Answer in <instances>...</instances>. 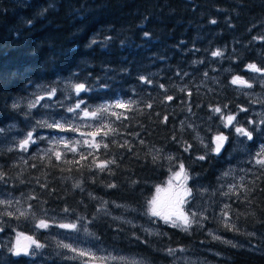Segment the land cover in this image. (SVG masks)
Here are the masks:
<instances>
[{
    "label": "trees",
    "instance_id": "trees-1",
    "mask_svg": "<svg viewBox=\"0 0 264 264\" xmlns=\"http://www.w3.org/2000/svg\"><path fill=\"white\" fill-rule=\"evenodd\" d=\"M49 4L54 6L39 15ZM213 19L215 24L210 23ZM145 32L150 36L146 38ZM261 36L264 0H0V171L6 173L0 181V200L11 197L19 206L18 212L12 205H0V264H139L138 260L150 264H264V169L254 159L260 143L264 145V125L248 140L224 128L209 111L210 105L227 104L225 111L238 114L239 125L249 130L253 128L249 120L257 125L264 120V108L260 114L252 113V107L264 98V74L247 68L250 63L264 68V41L254 39ZM217 49L223 51L222 57L211 56ZM140 76L153 83H141ZM234 76L252 87L236 88L231 84ZM77 83L90 90L77 97L72 88ZM52 88L57 91L49 100L46 93ZM169 95L172 101L165 99ZM36 96L45 99L29 109ZM116 98L132 102L131 110H109L122 113L120 119L105 113L103 121L72 120L71 113L57 106L60 101L69 106L83 99L82 108L91 110ZM165 115L168 121L161 123ZM61 117L85 133L101 123L116 129L105 138L109 148L99 150L101 159H116L110 165L114 175L78 169L57 162L54 156L48 163L46 150L63 151L62 145L51 143L52 138L84 139L79 133L37 126V121ZM33 128L36 143L27 151L18 150L19 140ZM220 132L228 140L217 154L213 137ZM124 140L130 142L131 152L117 146ZM185 142L191 145L188 151ZM157 149L161 150L159 158L153 162ZM66 159H73V154L67 152ZM180 163L194 193L190 209L201 208L208 217L202 228L193 226L188 232L162 220L154 223L155 218L146 215L154 187L171 178ZM232 168L239 177L236 183L229 182ZM77 181L83 191L73 189ZM109 183L117 187H106ZM232 185L234 192L223 195ZM89 193L98 199H91ZM30 195L37 199H28ZM103 201L108 202L107 215L96 211ZM225 204L231 206L228 227L221 216ZM65 207L71 211L64 213ZM9 211L12 216L6 214ZM22 211L25 215H20ZM45 211L57 223L86 217L88 231L81 228V233L128 257L100 260L59 247L66 242L57 227L35 226ZM19 233L44 247L30 248L36 256H13L9 249ZM169 248L184 251L168 255ZM187 254L200 261L185 262L182 257Z\"/></svg>",
    "mask_w": 264,
    "mask_h": 264
},
{
    "label": "snow or ice",
    "instance_id": "snow-or-ice-1",
    "mask_svg": "<svg viewBox=\"0 0 264 264\" xmlns=\"http://www.w3.org/2000/svg\"><path fill=\"white\" fill-rule=\"evenodd\" d=\"M53 6H54L53 4H49L47 8H45L39 13V15H44V13L48 10V8H51ZM216 22L217 21L214 19L210 21V23L212 24H215ZM28 23L30 24L31 21H28ZM144 36L147 38L150 36V34L145 32ZM254 39H259V40L264 41V36L254 37ZM92 43H96V41L93 40ZM223 55L224 53L220 49H217L211 52L212 57H222ZM247 68L253 72L264 73V68L258 67L255 63L248 64ZM177 75H180V73L178 72ZM184 75H187V73H185ZM205 76H207V73H205ZM139 80L141 83H145L149 85L153 83V81L146 76H140ZM231 84L240 85V86L249 87V88L252 87L251 84L247 83V81L243 80L239 76H234L231 80ZM72 88L75 91V94L77 97H79L82 92H88L90 90L88 87H86L84 83L74 84L72 85ZM160 88L164 89V85L161 84ZM56 91L57 90L55 88H52L51 90L47 91L46 93L47 99L51 100L52 97L56 95ZM181 91H185V89H181ZM187 95L190 97L191 92H188ZM44 99H45V96H36L35 100H33L32 102L28 104V108L32 109V108L37 107V105L40 104V101ZM165 99L167 101H172L173 97L169 95V96H166ZM85 103L86 102L83 99H79L73 105L65 106L64 102L60 101L57 104V106L61 108H65L66 112L71 113L72 120L79 118V119H93L97 121H103L104 114L109 113V110L112 107H119V108H125L128 110H131V104H132L131 101L123 102V101L117 100L114 103V105L112 104L99 105L95 109L90 110L87 106L82 108V105H85ZM48 106L51 107V105H48ZM13 107L15 108L17 107V105H13ZM41 107H44V105H41ZM147 107L151 108L152 105L148 104ZM226 109H228L227 104H224L222 106L221 105H215V106L210 105L209 106V111L213 115L218 116L221 123L223 124V127L229 128V129L234 128L237 136H243V137H246L248 140H253V132L259 131L260 125H264V120H261L259 122V125H257L256 122L249 120L247 123L249 125H253V128L249 130L248 128L244 126L239 125L236 119V114H233L231 112H226L225 111ZM188 111L191 112V106H189ZM240 111L244 112V111H247V109L240 108ZM109 114L112 116H115L117 119H120L121 116L123 115L122 113H116V112H110ZM124 119H127V117L125 116ZM72 120L65 118V117H61L60 120H52L51 122H48L47 120L37 121V126L39 127H47L49 129H56L60 132L79 133L80 137L84 138L82 142L81 140H76L75 142H73L70 138H66L64 136L52 138L51 143L55 145H62L63 151L58 150L56 148H49L48 150H46L45 155L48 156V163L49 164L52 163V157L54 156L57 162L74 165V166H77L78 169L88 168L90 172L93 171V169H98L99 172L107 171L110 175H114V172L112 171V168L110 167V165H115L117 163L116 159L115 158L101 159L100 158L101 154L99 150L101 149V147H103L105 150L109 148V143L105 142V138L110 135H113L116 132V129L113 128L110 123H101L99 127H96L95 131L85 133V132L80 131V128L76 126L72 122ZM167 121H168V116L165 115L161 123H167ZM184 123H185L184 121H181L182 126L184 125ZM88 127H93V126L89 125ZM188 127L191 128L193 127V125L189 124ZM0 131H3V130L0 129ZM34 131H35V128H33V130L31 131H28L26 136L23 139L19 140L18 144L16 145L18 150L27 151L28 146L30 144L36 143V140L33 138ZM139 135H140L139 133L134 134V136L136 137H139ZM87 137H91V139H88ZM97 137H100V139L97 140ZM40 138L43 139V137H40ZM172 139L176 140V136L173 135ZM213 140L216 145L214 151L217 154H219L225 142L228 140V136L225 135L223 132H220L214 135ZM111 143L115 144L116 141H111ZM140 143L144 144L145 142L144 140L141 139ZM117 146L121 148H126L129 152L132 151L131 144L128 140H124L122 144H117ZM81 148H87L90 150L85 152V151H81L80 150ZM190 148H191V145L185 142L184 150L188 151ZM9 150L11 151L12 149H9ZM160 151L161 150L157 149L156 154L152 156L153 162H155L159 158ZM67 152H71L73 154V159L71 160L66 159ZM49 153L51 155H49ZM77 156L79 157L78 159L76 158ZM90 157H91V161L89 163ZM41 159H43V157H41ZM167 159L171 161L173 160V157L168 156ZM197 159L204 160L205 156H199L197 157ZM254 159H255V164L258 165L261 169H264V145L261 146L260 150L256 153V156ZM35 166L36 165L34 164L32 165V167H35ZM54 166H57V165H54ZM64 170L65 169L63 168L61 169V171H64ZM67 170L71 171L70 168ZM224 175H228V173H225ZM5 176H6V173H4L3 171H0V181H3ZM174 176L181 178V184L178 190L169 191L164 198H161L159 196V193L162 191V189L157 187L156 191L158 195L154 196L151 200L148 201L146 215H148L149 217L155 218L153 220L154 223L157 220H162L165 224L169 225L170 227L180 228L181 230L185 232H188L193 226H199L202 228L203 227L202 221L208 219V217L204 215L203 212H196V211L177 212L175 211L176 205H180L182 207L184 204L189 203L190 200L194 199L193 190L191 188H188L186 184L184 183L189 179V177H188V174L185 170V166L183 163H180L179 171L174 172ZM37 180L39 182L38 178ZM94 182L95 180H93V183ZM132 183H135V181H133ZM40 187L46 189L48 188V185L40 184ZM72 187L73 189H80L81 191L84 190L82 188L80 181L75 182L72 185ZM106 187L116 188L117 185L114 183H109L106 185ZM235 188H236L235 185L229 186L228 193H223V195H228L229 193L234 192ZM89 196L91 199H98L97 197L93 196L91 193H89ZM28 199L35 200L37 199V196L30 195ZM107 203H108L107 201H103L100 207L96 209L97 213L103 212L105 215H107L108 214L106 210ZM0 205L11 206L12 201L11 200H0ZM28 207L31 208L32 206L29 205ZM117 207H119V205H117ZM230 207H231L230 205L225 204L224 208L221 209V216L224 218V223L226 227H228V223H227L228 211L227 210L230 209ZM70 211L71 210L68 207H65L63 209L64 213H69ZM6 214L9 216L13 215L11 211L7 212ZM20 215H25V212L23 211L20 212ZM95 218L96 217L94 216L93 219ZM114 219H118V218L114 217ZM86 220L87 218L84 216H77L75 221L73 222L57 223L54 220V218L52 219L48 218L47 212L45 211L44 216L36 221L35 226L37 229H49L50 227L55 226L60 229H66V230H71V231H79L81 228H83V230L87 232L88 229L84 223ZM87 223H91V221H87ZM146 231H149V230H146ZM214 238L219 239V237H214ZM32 244L35 245V249H40L44 247L43 244H40L36 241H32ZM58 246L64 249H68L73 252H77L80 256H83L86 254L85 252L81 250L73 248L70 244H67V243H59ZM9 251L11 252L13 256H17V257L22 256V255L25 257L36 256L38 254L35 250H30V246H20L19 244L14 245L12 248L9 249ZM177 251L183 252L184 249L183 248L167 249L168 255H175Z\"/></svg>",
    "mask_w": 264,
    "mask_h": 264
},
{
    "label": "rangeland",
    "instance_id": "rangeland-1",
    "mask_svg": "<svg viewBox=\"0 0 264 264\" xmlns=\"http://www.w3.org/2000/svg\"><path fill=\"white\" fill-rule=\"evenodd\" d=\"M235 86L238 89L239 88L242 89V87L240 85H235ZM243 90L246 91V89H243ZM117 100H118L117 98L113 99V100L109 99V101H107L106 103L97 104L94 108H96L99 105L113 104ZM257 105H258L257 107H254V106L252 107V113H254V114L255 113L256 114H260V113L263 112L264 98H263V100L258 102ZM259 105H260V107H259ZM111 109L113 111L116 110L115 107H112ZM233 114H236V113H233ZM247 118H249V117H247ZM236 119H237V122L239 123L240 120H239L238 114H236ZM226 129H229V128H226ZM232 129L234 130V128H232ZM225 144H226V142H225ZM262 145H263V142H261L259 146H262ZM241 148H243V147H241ZM234 167L236 168L235 165H234ZM235 168L234 169L232 168V171L230 172L231 173V177H230L231 180L229 179V182L233 181V183H236V181L239 179V177L236 176V173H235L236 169ZM177 171H179V170H176L175 172H177ZM171 175H172L171 178H169L168 180H166V179L164 180V182H165L164 184H162L160 186H157V187L162 189V191L159 193V196L161 198H164L169 191H176L180 187L181 178H178V177L174 176V172ZM227 178H229V176ZM184 183L186 184V186L188 188H190V186H188V180L186 182H184ZM157 187H154L155 188L154 194L152 195V197L149 200H151L154 196L158 195L157 191H156ZM5 200H11L12 201V206L15 207V211L19 212V210H18L19 206H18L17 202L13 198L7 197V198H5ZM175 211H177V212H180V211H183V212H191V211L203 212L204 210L201 209V208L190 209V205L188 203H186L182 207L180 205H176ZM63 223H68V222H63ZM202 223H203V221H202ZM58 229H59V231H58L59 237L61 239H63L67 244H70L73 248L81 250V251H83V252H85V253H87V254H89L91 256L93 255V256L100 257L101 258L100 260H102L104 258H110V259L111 258H114V259L122 258L123 259V258H127L128 257V256L126 257L124 254L118 253L117 251H115L113 249H110V248H107V247H102V246L96 244L92 239L88 238L85 234L81 233L80 231H71V230L60 229V228H58ZM22 236H25V234L24 233H19V235L18 234L14 235V237L12 239V241H13L12 247L14 245H17V244H19L21 246V241L20 240H21ZM28 241L29 242H28L27 246H30V248H31L34 245V244H32V241H35V240L31 239V237L28 236ZM182 258H183V260L185 262H190V263H197V262L200 261V258L198 260L196 257L189 256L188 254H187V256H183ZM141 262H142L141 260H138L139 264ZM142 263L150 264L149 262H144V261Z\"/></svg>",
    "mask_w": 264,
    "mask_h": 264
},
{
    "label": "water",
    "instance_id": "water-1",
    "mask_svg": "<svg viewBox=\"0 0 264 264\" xmlns=\"http://www.w3.org/2000/svg\"><path fill=\"white\" fill-rule=\"evenodd\" d=\"M20 241H21V246H27L29 242L27 236H22Z\"/></svg>",
    "mask_w": 264,
    "mask_h": 264
},
{
    "label": "bare ground",
    "instance_id": "bare-ground-1",
    "mask_svg": "<svg viewBox=\"0 0 264 264\" xmlns=\"http://www.w3.org/2000/svg\"><path fill=\"white\" fill-rule=\"evenodd\" d=\"M213 142H214V140H213ZM214 146H216V145H215V142H214ZM224 146H225V144H224ZM224 146H223V148H224ZM223 148H222V149H223Z\"/></svg>",
    "mask_w": 264,
    "mask_h": 264
}]
</instances>
